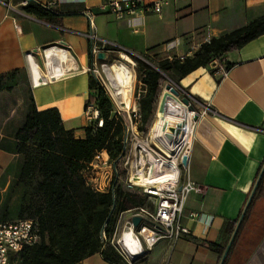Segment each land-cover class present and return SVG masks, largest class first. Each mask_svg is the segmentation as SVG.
<instances>
[{
    "label": "crops",
    "instance_id": "1",
    "mask_svg": "<svg viewBox=\"0 0 264 264\" xmlns=\"http://www.w3.org/2000/svg\"><path fill=\"white\" fill-rule=\"evenodd\" d=\"M25 1L0 0V74L20 70L37 109L58 108L63 125L77 138H85L86 128L94 122L84 111L92 94L91 76L95 77L88 68L103 62L99 53L105 52L110 61V49L116 45L137 55H193L194 47L264 14V0H169L160 13L123 18L111 11L109 0H55L51 11L41 9L49 0ZM88 12L93 15V28ZM91 32L97 39L90 37ZM56 49H65L75 61L52 63L49 51ZM213 68L201 67L180 79L196 107L208 109L197 119L186 169L204 188L186 199L182 223L190 234L176 242L159 241L137 264H220L223 254L215 244L226 249L264 166V34L229 51ZM33 70L42 76L37 84ZM142 86L144 94L146 86ZM15 110V101L1 92L2 198L20 163L15 134L24 116L13 117ZM7 206L0 201V222L18 219ZM78 264L115 263L97 252ZM227 264H264V190L245 219Z\"/></svg>",
    "mask_w": 264,
    "mask_h": 264
},
{
    "label": "trees",
    "instance_id": "2",
    "mask_svg": "<svg viewBox=\"0 0 264 264\" xmlns=\"http://www.w3.org/2000/svg\"><path fill=\"white\" fill-rule=\"evenodd\" d=\"M41 9L48 11L43 6ZM262 34L264 14L243 27L202 43L193 55L165 56L155 61L151 55L144 54L156 67L143 63L140 73V81L146 86V92L139 99L141 123H148L154 115L162 73L178 81ZM20 74V70L0 74V92L12 89ZM90 86V100L96 101L104 124L100 126L98 120L94 121L86 128L85 138H77L73 130L65 128L58 108L39 111L33 96L29 97L28 112L15 134V150L22 156L16 176L23 181L39 178L37 191L42 202L30 206L29 216L21 218L38 221L41 240L25 247L15 257L14 264H78L97 252H102L115 264H130L111 240L120 213L143 205L146 200L122 185L113 194L95 191L85 183L81 171L86 162L102 149L108 151L111 160L117 161L123 154L125 137L123 119L114 113L111 99L94 76H91ZM263 188L264 174L224 264H227L244 221ZM103 231L107 238L103 237ZM233 231L234 227L231 233ZM215 246L222 255L225 247Z\"/></svg>",
    "mask_w": 264,
    "mask_h": 264
},
{
    "label": "built area",
    "instance_id": "3",
    "mask_svg": "<svg viewBox=\"0 0 264 264\" xmlns=\"http://www.w3.org/2000/svg\"><path fill=\"white\" fill-rule=\"evenodd\" d=\"M24 3L27 4L28 0ZM55 3V0H49L43 4V7L52 10ZM168 3L169 0H158L151 4H144L142 0H109L108 6L118 18H123L126 14L146 11L160 13L163 5ZM87 15L91 28H93V15L89 12ZM90 37L93 40L97 39V35L93 32ZM51 48L54 49L55 46ZM198 49L199 47L193 48L195 52ZM110 51L118 52L120 58L128 62L131 74L130 84L133 86L136 80L134 53L116 45H113ZM27 56L31 59L32 53H28ZM168 57L172 58L173 55H168ZM69 58L75 61L72 55ZM218 63L219 61L216 60V67ZM107 65L113 66L114 64L105 60L99 66H93L88 70L95 75L105 94L111 99L114 113L124 121V151L117 161H113L106 149L98 150L93 159L86 162L81 173L86 185L95 191H111L115 194L116 188L122 185L146 200L145 204L120 213L111 240L128 263L137 264V260L159 241L169 239L176 242L190 234V229L182 223L186 199L193 192L202 193L204 188L187 174V166L183 165V157L189 156L190 153L198 119L196 116L206 114L208 109H198L193 97L178 82L162 73L164 84L154 112L155 117L165 108L168 98H173L188 110L180 127L173 129V132L170 130L166 133L171 140L172 148L167 150L160 142L157 141V143L152 137L144 136L140 131L142 114L139 102L132 105L131 101L128 105L115 93L105 71ZM119 67L124 68L125 66L121 63ZM223 68L225 71L228 70L227 66ZM55 69L58 72L61 71L59 64ZM62 70L66 71V68ZM33 82L37 84L40 80L38 82L33 80ZM142 94L143 91H140L137 98L140 99ZM84 114L90 120H98L100 126L104 124V120L100 118V110L96 101H87ZM176 133L184 134L187 140L183 145L175 147L172 142L176 139ZM135 216L141 217L137 226L133 222ZM193 216L196 217L197 213H193ZM126 230L133 232L137 239L134 246L125 244L123 238ZM102 235L107 238L105 231ZM40 240V226L34 218H18L0 222V264H14L15 257L25 247L35 245Z\"/></svg>",
    "mask_w": 264,
    "mask_h": 264
},
{
    "label": "rangeland",
    "instance_id": "4",
    "mask_svg": "<svg viewBox=\"0 0 264 264\" xmlns=\"http://www.w3.org/2000/svg\"><path fill=\"white\" fill-rule=\"evenodd\" d=\"M112 54L113 55L111 56L109 62L111 64L113 63L114 65L109 66L111 68V71H109L107 73L109 74L110 77H112V80L114 82L113 88L116 89L115 92H117V90L120 89V86L122 84L121 80H119L117 77L119 70H127L130 67L128 65V62H126L120 58L118 52H113ZM165 56L166 55L163 53L162 54L161 53L160 54L159 53H157V54L153 53L151 55V57H154L155 61H158V59L163 58ZM134 58L136 61V66H135V71H134V73L136 74V80L132 86L133 87V90H132L133 98L131 95L128 105L131 104V101H132V105L135 102H137V104L139 102V99L137 97H138V94L140 93V91L143 87L139 77H140L141 70L144 68L143 63H147L151 66L155 65V63L149 62L144 55L134 54ZM216 60L219 61V59H215L209 65L214 66V68H215L216 67ZM121 63L125 67L124 68L122 67L120 69L119 66H121ZM214 68L212 70H214ZM176 82H178L180 84V80H178ZM163 84H164V81L161 79L160 85H159V94L163 88L162 87ZM2 92L7 94L8 99L12 98L15 101L16 110L14 112L13 117L21 118L22 116H24V119H25V116H26L28 109H29V103H30V100H29L30 95H29V91H28L26 77L23 74H20L18 77V83L15 84L12 89L4 90ZM156 107H157V104H156ZM156 107H155V110H156ZM161 112L162 113H160L157 117H155V114H154L148 123H146V124L141 123L140 124V131H142L143 135L150 137V134H151L152 139L154 141L157 140V135H159L161 133V128L156 127V125L154 124V122L160 116H162V114H164V110H161ZM24 119H23V122H24ZM23 122H22V124H23ZM21 159H22V156H20V161H21ZM38 181H39V178H35L33 180H28V181H23V180L19 179L15 173L13 179L11 180L10 184L8 185V187L5 190V194H4L3 198H2V196L0 197L1 203H3L4 201L6 202V205H8L7 207L13 212L14 218H21V217L29 216V207L34 205V204H41V202H42L41 194L37 191ZM263 190H264V188H263ZM141 264H147V263L145 262V263H141Z\"/></svg>",
    "mask_w": 264,
    "mask_h": 264
},
{
    "label": "bare ground",
    "instance_id": "5",
    "mask_svg": "<svg viewBox=\"0 0 264 264\" xmlns=\"http://www.w3.org/2000/svg\"><path fill=\"white\" fill-rule=\"evenodd\" d=\"M52 49V48H50ZM48 52V50H47ZM46 52V53H47ZM69 54H65V52L61 49L50 50L49 57L52 63H57L58 61H64L65 59L69 58ZM32 58V57H31ZM31 63V62H30ZM121 69V68H120ZM33 79L38 82L41 79V75L37 73V71L33 70ZM117 77L121 80L122 84L120 86L119 92L116 94L120 96L123 101L129 104V99L132 95L133 87L130 84L131 74L130 70H119ZM114 89V88H113ZM116 90V89H114ZM164 114L160 116L154 124L156 127L161 128V133L157 135V140L164 146L167 150H171V140L169 136L166 134L168 131H174L173 129L180 127L181 122L184 121V117L186 116V112L188 111L186 107L182 104H179L173 98H168L165 103ZM162 113V112H161ZM176 139L172 142L173 146H181L187 140V137L184 134L179 135L178 133L175 134ZM150 137L151 134H150ZM125 244L134 246L136 243V238L133 232L126 230L124 233L123 238Z\"/></svg>",
    "mask_w": 264,
    "mask_h": 264
},
{
    "label": "water",
    "instance_id": "6",
    "mask_svg": "<svg viewBox=\"0 0 264 264\" xmlns=\"http://www.w3.org/2000/svg\"><path fill=\"white\" fill-rule=\"evenodd\" d=\"M98 58L100 60L104 61V60L108 59V56H107V54L105 52H101V53H99ZM153 66L156 67L155 65H153ZM197 118H198V116H196V119ZM188 160H189L188 155H185L183 157V165L184 166H188ZM263 174H264V166H263V168H262V170L260 172V175H259V177L257 179V182H256V184H255V186H254V188H253V190H252V192H251V194H250V196L248 198V201L246 203L245 209H244V211H243V213H242V215L240 217V220H239V222H238V224H237V226H236V228H235V230L233 232V235H232V237H231V239H230V241H229V243H228V245H227V247H226V249H225V251L223 253V256L221 258L220 264H224L228 254L230 252L232 244H233V242H234V240L236 238V235L238 233L239 227H240V225H241V223H242V221H243V219L245 217V214L247 212L248 207L250 206V204H251V202H252V200L254 198L255 192H256V190L258 188V185H259V183H260V181H261V179L263 177ZM140 220H141V217H139V216L133 217V222H134L135 226H137L139 224Z\"/></svg>",
    "mask_w": 264,
    "mask_h": 264
}]
</instances>
